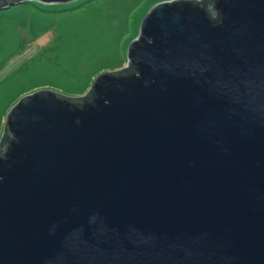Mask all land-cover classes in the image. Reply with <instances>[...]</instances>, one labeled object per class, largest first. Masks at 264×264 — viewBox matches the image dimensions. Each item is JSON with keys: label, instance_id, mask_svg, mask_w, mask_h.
Segmentation results:
<instances>
[{"label": "water", "instance_id": "95a60500", "mask_svg": "<svg viewBox=\"0 0 264 264\" xmlns=\"http://www.w3.org/2000/svg\"><path fill=\"white\" fill-rule=\"evenodd\" d=\"M0 264H264V0L157 4L124 70L19 100Z\"/></svg>", "mask_w": 264, "mask_h": 264}, {"label": "rangeland", "instance_id": "374dc122", "mask_svg": "<svg viewBox=\"0 0 264 264\" xmlns=\"http://www.w3.org/2000/svg\"><path fill=\"white\" fill-rule=\"evenodd\" d=\"M173 1L31 0L0 8V141L22 98L40 90L83 98L101 74L124 70L146 14Z\"/></svg>", "mask_w": 264, "mask_h": 264}, {"label": "trees", "instance_id": "16d2710c", "mask_svg": "<svg viewBox=\"0 0 264 264\" xmlns=\"http://www.w3.org/2000/svg\"><path fill=\"white\" fill-rule=\"evenodd\" d=\"M25 1V0H24ZM21 2V1H20ZM17 3H19V2H17Z\"/></svg>", "mask_w": 264, "mask_h": 264}]
</instances>
